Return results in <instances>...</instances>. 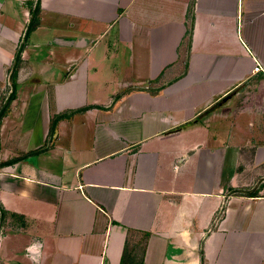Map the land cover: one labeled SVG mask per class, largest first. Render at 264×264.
Returning a JSON list of instances; mask_svg holds the SVG:
<instances>
[{
	"label": "crops",
	"instance_id": "1",
	"mask_svg": "<svg viewBox=\"0 0 264 264\" xmlns=\"http://www.w3.org/2000/svg\"><path fill=\"white\" fill-rule=\"evenodd\" d=\"M10 84L0 264H264V0H0Z\"/></svg>",
	"mask_w": 264,
	"mask_h": 264
},
{
	"label": "trees",
	"instance_id": "2",
	"mask_svg": "<svg viewBox=\"0 0 264 264\" xmlns=\"http://www.w3.org/2000/svg\"><path fill=\"white\" fill-rule=\"evenodd\" d=\"M37 12H38V3L35 7V11L33 12V17L37 15ZM33 20H31V24H29V27H31L33 25ZM36 22V21H35ZM27 29V32L29 31V28ZM190 33H191V28H189L187 30V38H188V41H189V38H190ZM20 51H21V47L17 50V53L15 54V59L18 61L19 58H20ZM17 72V69L16 67H13L12 71H11V79L15 77V74ZM12 85V88H14L13 84ZM14 98V91H11L10 94L8 95V97L6 98V100L4 101L2 107L0 108V119L2 118V116L5 114V112L7 111L8 107H9V104L11 102V100ZM86 109L83 108L82 110ZM69 115L66 114V113H63V114H58V115H55L53 120H51V123H50V130H49V133L52 134L54 131H55V127H56V124L57 122L62 119V118H65V117H68ZM18 160V158H12V159H9L5 162H2V166L4 165H10L14 162H16ZM240 192V190H239Z\"/></svg>",
	"mask_w": 264,
	"mask_h": 264
},
{
	"label": "rangeland",
	"instance_id": "3",
	"mask_svg": "<svg viewBox=\"0 0 264 264\" xmlns=\"http://www.w3.org/2000/svg\"><path fill=\"white\" fill-rule=\"evenodd\" d=\"M19 48H20V46H19ZM10 76H11V75L8 76L9 79H10ZM5 89H6L7 97H8V95L10 94L11 91H14V88H12L11 84L8 85V86H6ZM2 91H3V88H2ZM2 105H3V102H1V104H0V108L2 107ZM53 118H54V117H51V120H53ZM49 135H51V134H49Z\"/></svg>",
	"mask_w": 264,
	"mask_h": 264
},
{
	"label": "built area",
	"instance_id": "4",
	"mask_svg": "<svg viewBox=\"0 0 264 264\" xmlns=\"http://www.w3.org/2000/svg\"><path fill=\"white\" fill-rule=\"evenodd\" d=\"M260 69H261V68H260L259 65H256V66L254 67V71H255V72L259 71Z\"/></svg>",
	"mask_w": 264,
	"mask_h": 264
}]
</instances>
